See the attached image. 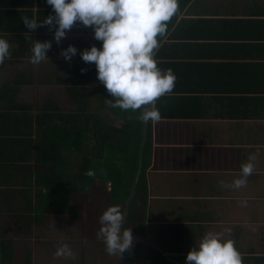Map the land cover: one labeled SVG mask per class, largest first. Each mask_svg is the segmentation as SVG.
<instances>
[{
	"label": "crops",
	"instance_id": "obj_1",
	"mask_svg": "<svg viewBox=\"0 0 264 264\" xmlns=\"http://www.w3.org/2000/svg\"><path fill=\"white\" fill-rule=\"evenodd\" d=\"M0 12V34L10 43V57L0 64V113L11 110L0 117V242L22 248L77 226L81 190L70 184L68 195L44 194L50 169L44 112L99 114L116 127L123 121L109 120L114 98L98 82L94 62L80 58V50L100 46L91 27L75 23L58 44L55 26L31 30L22 22L52 14L45 0H0ZM35 40L51 42L49 59L38 64L29 61ZM69 44L78 52L66 61L60 51ZM160 44L163 69L176 75L166 97L180 107L167 102L162 119L149 120L146 232L139 230L149 264L155 252L164 264H185L209 231L233 239L243 264H264V0H190ZM250 154L255 170L244 186L219 183L239 177ZM67 155L63 172L71 177L77 158Z\"/></svg>",
	"mask_w": 264,
	"mask_h": 264
},
{
	"label": "clouds",
	"instance_id": "obj_2",
	"mask_svg": "<svg viewBox=\"0 0 264 264\" xmlns=\"http://www.w3.org/2000/svg\"><path fill=\"white\" fill-rule=\"evenodd\" d=\"M53 12L42 21L28 16L22 17L23 24L31 30L39 25L54 28L53 39L59 44L67 30L79 22L91 27L94 39L100 41L79 51L86 63L94 62L96 76L114 101L112 107L136 112V119L159 121L162 119L156 100L175 87L176 75L171 68L161 69L155 52L161 46L158 38L167 34L168 22L179 13V0H45ZM51 48L48 40H35L29 61L38 64L49 59L47 50ZM78 49L69 44L61 49L60 56L70 61ZM10 57V43L0 35V64ZM81 72L87 71L81 68ZM255 155L240 166V176L230 185L220 181L225 187L240 188L247 183V177L255 170ZM85 175L94 177L93 169ZM242 203L246 205L247 201ZM126 213L120 206L110 205L99 216L101 227L97 237L105 244L109 255L122 254L131 249L134 243L132 230L123 227ZM224 231L230 232V228ZM221 232H207L199 244L187 252L185 264H243L242 253L233 239L222 238ZM75 253L68 243H60L55 257H74Z\"/></svg>",
	"mask_w": 264,
	"mask_h": 264
},
{
	"label": "trees",
	"instance_id": "obj_3",
	"mask_svg": "<svg viewBox=\"0 0 264 264\" xmlns=\"http://www.w3.org/2000/svg\"><path fill=\"white\" fill-rule=\"evenodd\" d=\"M189 1L179 0V13L172 19L177 20L180 12ZM3 15L4 13L0 12V19ZM158 39L161 41V38ZM162 52V48L159 49L156 58L160 59L158 61V67L163 70L161 63ZM11 87H13V84ZM11 87L8 86L6 89ZM76 87H79V85H76ZM166 94L156 100V106L160 111L163 110L164 112L162 107L166 106L165 103L167 102L168 108H173L174 105L180 107L179 102H172V98L166 97ZM138 110L133 112L131 109L122 110L118 107L111 108V114L108 116L109 120L116 122L123 121L122 127H116L115 124H107L105 118L99 114L93 115L90 118L88 114H82L83 111H80L74 116H59V114H53L54 111L50 113L46 110L43 117L49 123L45 128V143L47 154L50 155L47 161V166L50 165V169L42 177V183L46 186V193L44 194L52 193L53 196L68 195L72 191V189L68 190V185L74 184V187L76 186L77 189L81 186L83 194L89 195L94 192L96 185L99 183L104 189H107L109 206L118 204L120 209L125 212V204L134 184L142 139L141 120L135 118ZM10 111L8 109L0 113V117L8 119V112ZM178 116L183 117V115ZM58 120H63L61 123L63 126L57 125ZM90 126H92L91 129H89ZM149 147L150 138H148L146 145L144 167L137 192L130 204L128 221L123 226L125 229L136 227L142 233L146 232L145 223L148 209L146 172L149 165ZM71 152H75L78 173L74 176L67 177L63 172V168L68 167L69 157L67 154ZM89 169H93L96 172L94 177L85 175ZM109 185L110 188H108ZM65 200L68 202V197ZM59 202H62L61 198ZM43 209L50 211L45 207ZM76 215V219L79 220V214ZM44 220L42 219V223H44ZM144 243L146 242L144 241ZM17 246H20L18 242H0V264H33L31 260L32 250L28 247V243L24 242L22 245V248L27 251L26 255L22 252L23 249L20 247L19 251ZM37 246H43L40 240H37ZM132 248L135 250L137 244H133ZM155 253L158 255H154L155 259L158 260L156 262L158 264H164L163 257L159 253ZM132 263V260L126 257L125 264ZM139 264L145 263L142 261Z\"/></svg>",
	"mask_w": 264,
	"mask_h": 264
},
{
	"label": "rangeland",
	"instance_id": "obj_4",
	"mask_svg": "<svg viewBox=\"0 0 264 264\" xmlns=\"http://www.w3.org/2000/svg\"><path fill=\"white\" fill-rule=\"evenodd\" d=\"M77 169L72 174L76 175L78 173ZM95 188L94 192L89 195L82 196L83 193H80L77 196L78 207L76 212L79 214L80 219L77 220L76 227L72 228L66 224L60 238L54 233L52 238L41 241L42 247H38L36 241L27 242L28 247L32 250L31 260L33 264H125L126 252L122 254V257L119 253L109 255L105 251L104 241L97 237V232L101 227L99 216L109 206V200L107 189H104L99 183ZM108 188H110V185ZM78 189L83 191L81 186ZM131 229L134 236L133 244H137V248L134 250L131 247L130 251L139 259V263L144 261L147 251L142 249L143 240L140 231L136 227H131ZM60 243H68L75 253L74 257L60 258L53 256ZM23 244L24 242H22ZM23 250L22 252L26 255V249Z\"/></svg>",
	"mask_w": 264,
	"mask_h": 264
},
{
	"label": "water",
	"instance_id": "obj_5",
	"mask_svg": "<svg viewBox=\"0 0 264 264\" xmlns=\"http://www.w3.org/2000/svg\"><path fill=\"white\" fill-rule=\"evenodd\" d=\"M142 131H141V145H140V150H139V155H138V166H137V171L135 174V179H134V184L132 187V191L126 201L125 204V213H126V218H125V223L128 221V216H129V208L131 201L134 199L138 184L140 182V178L143 172V167H144V155H145V150H146V145L148 141V133H149V121H142ZM124 223V224H125ZM124 226V225H123ZM126 254L128 258L132 260V264H137V258L131 253L130 249L126 250Z\"/></svg>",
	"mask_w": 264,
	"mask_h": 264
},
{
	"label": "flooded vegetation",
	"instance_id": "obj_6",
	"mask_svg": "<svg viewBox=\"0 0 264 264\" xmlns=\"http://www.w3.org/2000/svg\"><path fill=\"white\" fill-rule=\"evenodd\" d=\"M125 252H126V251H125ZM125 254H126V253H125ZM146 255H147V253L145 254V258H144V261H143V262H144L145 264H149L150 257H152V256L150 255V257H149V256H146ZM127 257H128V256H127ZM138 260H139V259H137V264H139V263H138ZM156 260H157V259H155V258L153 259V258H152L151 264H158V263L156 262Z\"/></svg>",
	"mask_w": 264,
	"mask_h": 264
}]
</instances>
